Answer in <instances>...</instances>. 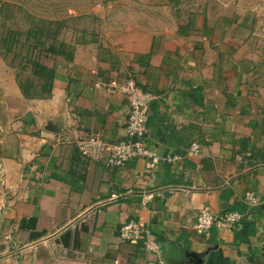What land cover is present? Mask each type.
I'll use <instances>...</instances> for the list:
<instances>
[{
	"label": "crops",
	"instance_id": "crops-1",
	"mask_svg": "<svg viewBox=\"0 0 264 264\" xmlns=\"http://www.w3.org/2000/svg\"><path fill=\"white\" fill-rule=\"evenodd\" d=\"M235 1L98 0L60 38L72 59L41 60L55 73L45 99L0 63V264H264V2L241 14ZM127 80L154 97L147 148L179 159L79 154L85 134L124 139L129 105L106 85ZM205 208L243 219L206 237ZM128 222L143 241L119 238Z\"/></svg>",
	"mask_w": 264,
	"mask_h": 264
},
{
	"label": "built area",
	"instance_id": "built-area-1",
	"mask_svg": "<svg viewBox=\"0 0 264 264\" xmlns=\"http://www.w3.org/2000/svg\"><path fill=\"white\" fill-rule=\"evenodd\" d=\"M106 90L109 93L122 94L129 105L124 139L110 143L99 134H85L75 142L81 157L91 163L105 162L108 167H121L131 159L141 158L147 161V169L154 168L161 160L174 162L179 159L177 156L161 158L145 144L149 105L154 98L153 95L141 90L131 80L124 83L112 81L106 85ZM198 152L199 146L192 144L188 154ZM245 203L249 207H254L258 202L252 193H246ZM242 219L243 216L237 212L216 216L205 208L197 215L194 229L198 234L207 237L212 228L232 230L241 223ZM118 232L123 242L134 244L143 241L147 234L144 228L135 222L123 224Z\"/></svg>",
	"mask_w": 264,
	"mask_h": 264
},
{
	"label": "rangeland",
	"instance_id": "rangeland-1",
	"mask_svg": "<svg viewBox=\"0 0 264 264\" xmlns=\"http://www.w3.org/2000/svg\"><path fill=\"white\" fill-rule=\"evenodd\" d=\"M97 2L98 0H0V63H12L14 54L19 53L21 58L26 56V49L34 44L33 40L25 38L26 30L31 27H45L48 36L51 30H58L59 39H68L70 32L90 25L89 16ZM256 2L258 0H236L235 4L238 7L239 3L238 10L244 14L249 10L256 12ZM10 37L19 41L13 49L15 53L5 52L6 44L2 43V39ZM38 56L39 60L48 61L44 60L47 57L42 52ZM28 73L26 69L22 76L25 77Z\"/></svg>",
	"mask_w": 264,
	"mask_h": 264
},
{
	"label": "trees",
	"instance_id": "trees-1",
	"mask_svg": "<svg viewBox=\"0 0 264 264\" xmlns=\"http://www.w3.org/2000/svg\"><path fill=\"white\" fill-rule=\"evenodd\" d=\"M49 35H47L45 27L35 26L27 29L25 38L33 40V46L26 49L24 58H21L19 53L14 54L12 63H8L10 67L15 69L18 86L22 95L27 99H45L52 92L55 73L53 68H49L42 63V59L39 60L38 55L41 52L45 57H62L67 61L72 59V49L59 39V31L51 30ZM47 41L50 42L46 44ZM2 43L6 44L5 52H13L19 41L10 37L6 40L2 39ZM16 62L18 63L16 64ZM26 69H28L29 73L24 77L22 75Z\"/></svg>",
	"mask_w": 264,
	"mask_h": 264
},
{
	"label": "water",
	"instance_id": "water-1",
	"mask_svg": "<svg viewBox=\"0 0 264 264\" xmlns=\"http://www.w3.org/2000/svg\"><path fill=\"white\" fill-rule=\"evenodd\" d=\"M197 264H202V260L201 259H197Z\"/></svg>",
	"mask_w": 264,
	"mask_h": 264
}]
</instances>
